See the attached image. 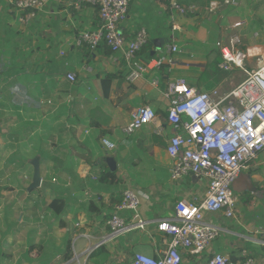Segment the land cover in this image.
<instances>
[{"label": "crops", "instance_id": "crops-1", "mask_svg": "<svg viewBox=\"0 0 264 264\" xmlns=\"http://www.w3.org/2000/svg\"><path fill=\"white\" fill-rule=\"evenodd\" d=\"M170 1L131 2L121 24L125 37L129 41L145 28L149 41L138 54L147 72L130 82L124 50L113 52L105 42L95 50L77 44L80 32L99 27L98 6L51 0L22 24L12 0H0V51L8 49L6 61L21 54L22 63L29 65L0 80V163L10 171L0 172V224L12 237L21 226L22 264H96L93 259L132 264L135 253L130 260L121 259L126 248L157 256L163 241L158 221L175 216L179 199L205 197V178L171 177L167 146L174 128L168 122L167 87L177 78L207 92L226 93L237 85L241 73L215 75V60L214 69L223 71L216 44L227 43L233 33L241 34L243 48L264 44V19L259 17L264 16V0H241L229 7L223 0H180L196 7L194 14L184 15L173 12ZM214 1L219 8L211 11ZM173 43L178 52L169 51ZM69 72L77 74L76 82L67 79ZM141 105L155 110V122L125 133ZM103 139L117 148L109 150ZM36 156L42 185L29 190ZM107 156L116 158L114 170ZM107 170L116 174L115 180H102ZM126 189L145 194L139 212L154 228L110 238L107 220ZM233 190L239 204L235 219L206 213L205 222L218 227L220 237L200 255L185 254L183 264H206L215 253L226 255L230 264H264V153L241 172ZM54 199H61L59 212L50 208ZM119 214L132 217L131 211ZM101 246L109 253L107 259L105 252L92 257Z\"/></svg>", "mask_w": 264, "mask_h": 264}, {"label": "built area", "instance_id": "built-area-1", "mask_svg": "<svg viewBox=\"0 0 264 264\" xmlns=\"http://www.w3.org/2000/svg\"><path fill=\"white\" fill-rule=\"evenodd\" d=\"M132 1L78 0V3L98 6L100 25L80 32L77 44L95 50L105 42L113 52L124 50L129 67L128 80L136 82L147 72V66L138 54L147 45L149 34L141 28L133 39H126L121 24ZM240 1L223 0L222 4L238 6ZM12 2L19 22L28 24L47 8L51 0ZM170 8L182 15L196 12L194 5L184 6L180 0H171ZM218 8V2H211V11ZM216 45L223 59L221 68L225 71L240 69L246 75L244 80L228 92L220 93L198 89L189 85L185 78H177L169 82L166 93L170 99L168 122L174 128L167 146L173 159L171 177L175 180L187 175L203 177L208 181V190L204 198L179 199L175 216L157 223V230L163 237L162 248L156 250L158 255L137 252L132 264H183L185 254L205 252L220 234L218 227L205 222L206 213L222 212L227 217L234 216L238 198L233 184L241 172L264 153V44L243 48L241 34L233 33L227 43ZM169 51L178 52V45L173 43ZM66 77L71 83L77 81L75 72L67 73ZM156 118L151 106L141 105L123 130L131 135L154 123ZM102 142L109 150L117 148V144L108 139ZM144 195L135 189L124 190L122 200L107 220L110 238L137 229L147 231L151 221L139 212ZM120 211H131L132 217L125 218ZM206 264H230V259L215 253Z\"/></svg>", "mask_w": 264, "mask_h": 264}, {"label": "rangeland", "instance_id": "rangeland-1", "mask_svg": "<svg viewBox=\"0 0 264 264\" xmlns=\"http://www.w3.org/2000/svg\"><path fill=\"white\" fill-rule=\"evenodd\" d=\"M260 5H262V4H259V6ZM259 17L262 18V19H264V16L262 14H259ZM215 64H218V61L217 60H215V62L213 63V66H212V69H213L215 75L220 74V75H226V76H230V75L235 76V75L241 73V75L237 76L239 78L238 79L239 82L237 84H239L246 77V75L240 69H234L233 71H225V70L221 71L219 69L216 70V68L214 69V65ZM230 89H232V87ZM0 172L9 173L10 171L9 170L6 171L5 170V167L2 166V163H0ZM16 172H18L19 175L22 174V171H20V170H17ZM6 173H5V175H6ZM2 186H4V185H2ZM2 211H3V208H2ZM139 211H140V208H139ZM234 211H235L234 216L233 217H229V219H231V220L232 219H235L234 218L235 215H237L239 213V204H236V206L234 208ZM141 215H142V213H141ZM148 227L149 228H151V227L154 228L153 224H149ZM3 229L4 228L1 227V224H0V259L2 261V264H22V262L24 263V261H22V256H23L22 255V241H23V236L21 235V226H19V228L17 229V234H15L14 237H12L11 235H8V236L5 235V233H3L4 232ZM219 237H220V235L217 238H219ZM33 240L34 241H37V237H35ZM123 240H124L123 237H120L118 239V241H120V242L123 241ZM161 240H162V238L160 236V242H161ZM11 241H12V243H11ZM124 247H125V244L123 245V248ZM126 250H127V252H126V258L121 257V259L123 260V262L126 259L130 260L132 254L136 253V249H127L126 248ZM97 254L98 255L102 254V251H99ZM93 260L96 262V264H100L96 259H93ZM43 261H44V258L41 260V262H43Z\"/></svg>", "mask_w": 264, "mask_h": 264}, {"label": "trees", "instance_id": "trees-1", "mask_svg": "<svg viewBox=\"0 0 264 264\" xmlns=\"http://www.w3.org/2000/svg\"><path fill=\"white\" fill-rule=\"evenodd\" d=\"M10 46V45H9ZM8 49H2L0 51V80L2 78V80L5 78V76L11 74V73H19L20 71H24L27 67H29V65L27 63H22V55L19 54V58L13 57V58H9L7 61L5 60V55L7 54ZM20 59V60H19ZM33 65H37V63H34ZM20 77H22L20 75ZM18 108V107H16ZM20 109V108H18ZM17 109V110H18ZM1 124V121H0ZM2 129V126H0V131ZM102 180H108V181H112L115 180L116 178V174L115 173H111L110 171H104L103 175L101 176ZM61 199H54L51 204H50V208H52L54 211L59 212L60 209H58L57 207L60 205V201ZM99 251L105 252L104 258L107 259L109 257V253L107 251H105V247L101 246L98 248V250L96 249L93 253H92V257H97V253ZM72 257V252H71V246H69V251L67 253V258L70 259Z\"/></svg>", "mask_w": 264, "mask_h": 264}, {"label": "water", "instance_id": "water-1", "mask_svg": "<svg viewBox=\"0 0 264 264\" xmlns=\"http://www.w3.org/2000/svg\"><path fill=\"white\" fill-rule=\"evenodd\" d=\"M106 162L108 163L110 169L114 170L116 168V158L113 156L105 157ZM32 163L34 165V175L33 181L29 186V190H33L35 188H39L42 185V177H41V170H40V156H36L33 158Z\"/></svg>", "mask_w": 264, "mask_h": 264}]
</instances>
